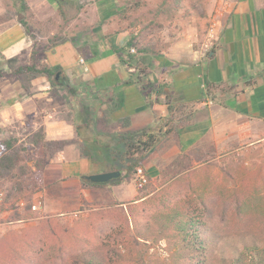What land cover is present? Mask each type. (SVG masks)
Returning a JSON list of instances; mask_svg holds the SVG:
<instances>
[{
    "label": "crops",
    "instance_id": "0c3cea01",
    "mask_svg": "<svg viewBox=\"0 0 264 264\" xmlns=\"http://www.w3.org/2000/svg\"><path fill=\"white\" fill-rule=\"evenodd\" d=\"M26 2L29 12L48 8L49 20L52 17L57 22L54 28H50L49 22L45 61L75 86L77 94L66 98L80 110L77 116L80 126L76 120L52 112L49 108L53 97L46 91L49 89L46 78L34 80L29 93L16 81L6 83L5 78L0 81V128L25 124L27 117L41 116L40 123L31 124L43 127L47 142L60 145L45 168L43 188L38 193L43 195L44 211L49 208L46 201L49 173L60 175L59 186L75 187L85 195H90L91 188H101L82 186L83 176L103 173L100 162L84 156L85 141L94 139L100 143V138L104 141L108 135L157 127L169 117L167 96L173 106L193 109V113L183 120L177 133L164 137L141 162L152 180L173 169L178 157L190 166L191 162L197 164L201 156L228 149L231 140H237L238 136L261 138L264 0H228L208 40L205 36L200 41L198 29L190 26L195 32L190 40L180 39L166 50L142 54L130 66L122 62L117 51L136 32L131 33L128 27L118 28L121 10L118 0H68L67 5L74 4L70 6L73 16L68 21L54 0ZM57 35L62 36L61 40H56ZM30 46L29 35L20 22L0 31V54L4 59L21 58ZM139 70L146 73L145 82L150 81L156 89L161 87L163 93L150 91L144 95L140 89L142 80L136 75ZM91 117L93 122L89 120ZM125 119H129L128 127L123 126ZM235 121L241 122L243 129H236ZM83 131L91 136L83 135ZM122 183L115 188L129 187L130 183Z\"/></svg>",
    "mask_w": 264,
    "mask_h": 264
},
{
    "label": "rangeland",
    "instance_id": "374dc122",
    "mask_svg": "<svg viewBox=\"0 0 264 264\" xmlns=\"http://www.w3.org/2000/svg\"><path fill=\"white\" fill-rule=\"evenodd\" d=\"M226 2L228 0H118L121 9L118 28L125 30L128 27L131 33L136 32L134 37L138 44L152 45L157 51L166 50L177 40H190L195 35L190 26L198 29L200 41L205 36L208 40L225 10ZM73 5L68 3L63 10L65 21L73 16L69 12ZM21 19L27 23L32 46L21 54V58L15 60H6L0 54V81L5 78L6 83H20L14 71L31 64L33 50L39 51L38 59L42 63L41 55L49 47V22L50 28L57 25L52 17L49 20V9L46 7L23 12L17 0H0V31ZM60 37L62 36L57 35L56 40H61ZM52 43L51 41L50 45ZM133 55L137 56V51ZM139 74L143 82L146 77ZM67 79L75 87L68 77ZM47 83L49 89L46 91L49 92V97H53V105L49 109L57 112V116L74 119L79 124L77 116L80 110L76 103L70 105L66 98L71 95L65 88L53 87L49 80ZM26 92L29 93L30 90ZM84 111L88 113V110ZM89 120L93 122L92 117ZM35 121L40 123L41 116L27 117L25 124L17 123L0 128V142L15 139L18 149H26L31 146L32 135L40 128V125L31 124ZM233 124L239 131L243 129L241 122L235 121ZM82 134L91 136L88 131H83ZM260 135L261 138L255 139H241L238 136L237 140H231L228 149L201 156L197 164L191 162L190 166L185 164L184 158L178 157V164L160 178L154 179L147 188L138 187L136 171L142 165L136 167L128 188L124 185L116 189L115 186L123 183L114 180L101 188H91L90 195L80 193L75 187L59 186L60 175L49 173V193L45 198L49 203L48 211L43 210V195L38 193L33 198L30 211L27 210L28 202L25 200L16 202L15 211L9 210L16 200L7 198L9 183L0 179V258L7 263H24L26 259H30L34 264H71V260L79 253L93 249L104 251L110 246L119 245L118 249L129 250V236L136 234L133 227L136 219L141 222V228H147L148 232L142 233L151 239L149 244L152 245L151 253L154 258L148 255L145 262L174 264L170 253L166 251V242L154 241L158 232L154 223L160 215L171 213L170 209L181 206H197L203 217L210 220L208 225L216 227L221 235L227 237L221 240L218 250L230 255L234 248H242L241 241L232 234L238 228L245 227L237 221L236 203L248 205L247 212L252 215V223L256 224L253 229L257 232L264 229L258 223L264 219V132ZM100 139V143L91 139L85 144L98 154L96 159L102 164L101 172H124L134 163L126 160L122 147H118V152L111 157L110 152L102 146L103 138ZM53 146L57 148L59 144ZM2 154L0 147V157ZM25 158L29 168H33L34 160L30 156ZM34 183L30 176L25 178V186L29 188L28 195L34 190ZM113 189L117 190L114 194ZM134 192L133 197L126 198ZM145 194L148 196L142 198L141 195ZM202 203L208 206V211ZM225 203L228 205L226 209ZM17 216L20 217L18 221ZM135 248L145 249L140 246ZM131 256L136 259V253Z\"/></svg>",
    "mask_w": 264,
    "mask_h": 264
},
{
    "label": "trees",
    "instance_id": "16d2710c",
    "mask_svg": "<svg viewBox=\"0 0 264 264\" xmlns=\"http://www.w3.org/2000/svg\"><path fill=\"white\" fill-rule=\"evenodd\" d=\"M17 1L20 3L23 12L29 11L26 0ZM54 1L63 14V8L67 5L68 0ZM19 22L25 27L29 34L26 21L21 19ZM132 48L137 51V56H134L130 52ZM148 53H156L155 47L152 45L142 46L138 44L134 36L127 42L123 49L117 51L122 62L128 66L136 63V58L138 56ZM38 54L39 51L33 50L31 64L14 71L22 89L28 91L32 88L34 80L46 78L53 87L65 88L71 96L76 95V88L70 85L67 77H64L61 72L46 63L45 60H47V55L44 52L42 53L41 63L38 59ZM137 73V76H141L139 73H142L146 77V73L142 70L137 71ZM140 89L144 95H148L150 91H155L158 95L163 93L161 87L158 89L154 88V84L150 81H143ZM169 98L170 97L167 96L166 102L169 117L162 120L157 127L145 128L136 132L119 135H108V140H104V143H102V146L110 152L109 155L111 157L118 152V147H122V153L125 155L126 160L134 161L133 164L127 167L126 171L121 172L122 176L115 180L116 182H130L133 179L132 177L136 167L141 165L145 157L157 147L164 137L177 133V130L181 128V124L185 118L187 119L192 116L193 109L186 110L184 107L173 106ZM123 126H129V119L123 121ZM78 134L80 135L79 131ZM17 145L18 142L15 139L0 142V147L3 151L0 157V179L7 180L9 183V187L6 191L7 198L9 200H16L10 205L9 210L15 211L16 202L25 200L28 202L27 210L30 211L33 207L34 196L43 188L45 168L60 145L54 148L53 145H58V143L46 141L43 127H40L39 130L32 135L31 146L26 149H18ZM22 152L24 154H22ZM83 154L85 157L94 161L97 160L96 156L98 154L91 151L87 145ZM25 156H30L31 160H34L35 163L33 168H29ZM111 171L112 170L106 172ZM28 176L35 182V188L32 190V193L30 191V195L27 193L29 188L25 186V178ZM147 177L148 184L145 188L153 182L149 176ZM82 186L84 188H91L102 187L103 185L93 184L90 181L82 179ZM141 196L144 198L148 195L145 194ZM202 205L206 206L208 211V206L205 205V203H202ZM224 207L226 209L228 205L225 203ZM170 210L172 211L171 213L160 215L158 219L155 220L154 227L158 228V232L154 241L166 242V251L170 253L169 256L174 264H264V229L258 232L256 229H253L256 224L255 222L252 223V215L247 212L249 208L246 203H236L237 221L245 227H243V229L238 228V231L232 234L241 241L242 248H234L230 255L218 250L220 249L221 240L227 239V237L221 235L222 233H220L216 227L208 225L210 220L203 217L201 210L197 206H181L177 209ZM19 218V216L16 217L17 221L20 220ZM134 220L133 227L136 234L131 235L129 233V240L131 242V244H129V250H125L124 248L118 249L119 245H116V247L110 246L104 249V251H94L93 249L79 253L76 258L71 260V264H148L145 262L146 256L152 255L151 258H154V255L151 253L152 245L149 244L151 239L147 234L142 233L143 231L148 232L147 228H141V222L136 219ZM258 223H261L264 228V219ZM141 240H143V242H141ZM121 244H123V241ZM135 246L143 247L146 250H137ZM134 253H136V259H133V256H131ZM0 264H34V261L26 259L24 263H12V261L7 263L1 257Z\"/></svg>",
    "mask_w": 264,
    "mask_h": 264
},
{
    "label": "water",
    "instance_id": "95a60500",
    "mask_svg": "<svg viewBox=\"0 0 264 264\" xmlns=\"http://www.w3.org/2000/svg\"><path fill=\"white\" fill-rule=\"evenodd\" d=\"M122 176L120 171H111V172H104L98 173L93 175H86L83 176V179L92 182L93 184L97 185H105L114 180L119 179Z\"/></svg>",
    "mask_w": 264,
    "mask_h": 264
},
{
    "label": "built area",
    "instance_id": "2783aa9c",
    "mask_svg": "<svg viewBox=\"0 0 264 264\" xmlns=\"http://www.w3.org/2000/svg\"><path fill=\"white\" fill-rule=\"evenodd\" d=\"M130 52L135 53V49H131ZM136 175L138 177V187L143 188L148 184V177L142 167L137 168Z\"/></svg>",
    "mask_w": 264,
    "mask_h": 264
}]
</instances>
